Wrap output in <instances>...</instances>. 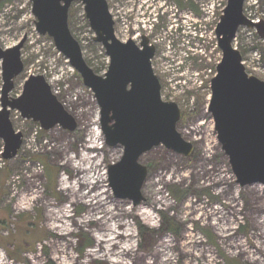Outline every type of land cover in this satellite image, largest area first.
I'll list each match as a JSON object with an SVG mask.
<instances>
[{"label": "rangeland", "instance_id": "rangeland-1", "mask_svg": "<svg viewBox=\"0 0 264 264\" xmlns=\"http://www.w3.org/2000/svg\"><path fill=\"white\" fill-rule=\"evenodd\" d=\"M226 1L107 0L118 40L139 45L146 36L155 47L161 97L178 106L177 130L193 145L188 157L163 146L141 156L144 200L134 206L108 187V166L123 150L104 144L92 92L35 31L30 0H0V47L25 38L24 71L9 96L21 95L29 75H41L77 122L73 132H45L11 112L24 140L0 167V264H264V185L235 182L207 112L221 59L214 30ZM205 9L213 11L208 20ZM244 15L264 20V0H245ZM68 26L86 64L103 76L109 59L78 2ZM234 47L246 73L264 81V45L255 32L239 28ZM1 89L0 66V98Z\"/></svg>", "mask_w": 264, "mask_h": 264}, {"label": "water", "instance_id": "water-1", "mask_svg": "<svg viewBox=\"0 0 264 264\" xmlns=\"http://www.w3.org/2000/svg\"><path fill=\"white\" fill-rule=\"evenodd\" d=\"M35 31L48 36L54 48L80 76L99 108V124L104 144L122 148L119 161L108 166L107 181L115 198L139 205L147 169L140 158L163 146L188 157L193 145L178 133L181 113L173 102L161 99V86L151 61L155 47L146 36L140 44L120 41L107 0H30ZM82 5L93 41L101 44L109 65L99 76L86 64L79 43L68 26L71 5ZM245 0H227L214 33L221 59L210 81L208 112L214 122L217 141L241 187L264 185V81L246 73L239 50L234 47L239 28L254 31L264 45V21L253 22L244 15ZM25 38L10 48L0 47L2 89L0 98V140L2 158L10 161L21 149L23 135L10 121L12 111L48 132L58 126L67 132L77 128L70 115L51 92L41 75H29L22 93L9 96L15 79L24 71L21 50Z\"/></svg>", "mask_w": 264, "mask_h": 264}, {"label": "built area", "instance_id": "built-area-1", "mask_svg": "<svg viewBox=\"0 0 264 264\" xmlns=\"http://www.w3.org/2000/svg\"><path fill=\"white\" fill-rule=\"evenodd\" d=\"M224 9V8H223ZM203 10V9H202ZM205 11V15H207L206 16V18H205V20H208V19H210L212 16H213V11L211 12V11H208L207 13H206V9L204 10ZM208 13L210 14V15H208ZM155 16H157V14H155ZM251 20V19H250ZM253 22H259V21H264V20H256V21H254V20H252ZM175 25V24H174ZM173 24H172V26H174ZM250 31V30H249ZM63 106V105H62ZM64 107V106H63ZM17 113V112H16ZM21 118V117H20ZM22 119V118H21ZM22 120H25V119H22ZM37 127V129L39 130V131H41L42 129L39 127V125L38 126H36ZM16 132H20V131H17V130H15ZM35 134H37L36 133V131H35ZM23 135V134H22ZM24 140V139H23ZM1 141V140H0ZM2 142V141H1ZM2 145V144H1ZM22 145H23V143H22ZM1 150H2V152H1ZM20 151V150H19ZM2 153H3V147H2V149H0V154H1V163H0V167L6 162L3 158H2Z\"/></svg>", "mask_w": 264, "mask_h": 264}, {"label": "flooded vegetation", "instance_id": "flooded-vegetation-1", "mask_svg": "<svg viewBox=\"0 0 264 264\" xmlns=\"http://www.w3.org/2000/svg\"><path fill=\"white\" fill-rule=\"evenodd\" d=\"M156 14H158V12L156 13ZM173 15H175V14H173ZM180 15V14H179ZM201 16V15H200ZM216 27V26H215ZM140 41H141V39H140ZM140 44V43H139ZM60 54V53H59ZM155 55V54H154ZM71 67V66H70ZM72 68V67H71ZM155 74V73H154ZM215 74H216V69H215ZM156 75V74H155ZM215 76V75H214ZM213 76V77H214ZM212 77V78H213ZM158 78V77H157ZM211 78V79H212ZM159 80V79H158ZM211 81V80H210ZM159 83H160V81H159ZM160 86H161V84H160ZM209 89H210V84H209ZM211 93V92H210ZM94 97V96H93ZM95 99V98H94ZM161 99H162V97H161ZM163 100V99H162ZM210 100V99H209ZM164 101V100H163ZM95 102H96V100H95ZM166 102H168V101H166ZM174 103V102H173ZM208 104H209V102H208ZM97 105V104H96ZM98 107V106H97ZM178 107V106H177ZM179 109V108H178ZM180 110V109H179ZM207 112H208V108H207ZM181 113V112H180ZM209 113V112H208ZM210 114V113H209ZM210 116H211V114H210ZM181 118V117H180ZM212 118V117H211ZM99 119H100V116H99V108H98V121H99ZM213 120V119H212ZM180 121V120H179ZM178 124V123H177ZM213 124H214V122H213ZM99 126H100V124H99ZM56 127H58V126H56ZM55 128V127H54ZM176 129H177V125H176ZM52 130V129H51ZM101 131V130H100ZM178 131V130H177ZM179 133V132H178ZM102 134V133H101ZM180 134V133H179ZM181 135V134H180ZM182 136V135H181ZM183 138V137H182ZM184 139V138H183ZM185 140V139H184Z\"/></svg>", "mask_w": 264, "mask_h": 264}, {"label": "trees", "instance_id": "trees-1", "mask_svg": "<svg viewBox=\"0 0 264 264\" xmlns=\"http://www.w3.org/2000/svg\"><path fill=\"white\" fill-rule=\"evenodd\" d=\"M7 1H9V0H7ZM19 153H20V152H18V154H19ZM6 162H7V161H6ZM6 162H5V163H6ZM49 178H50V177H49ZM165 224H167V225L169 226V225H171L172 223H171L169 220H166V223H165ZM169 227H170L169 229L172 230V229H171L172 226H169ZM139 228H142V227H139ZM48 264H53V263H52V262H48Z\"/></svg>", "mask_w": 264, "mask_h": 264}, {"label": "bare ground", "instance_id": "bare-ground-1", "mask_svg": "<svg viewBox=\"0 0 264 264\" xmlns=\"http://www.w3.org/2000/svg\"><path fill=\"white\" fill-rule=\"evenodd\" d=\"M209 114V113H208ZM91 180V179H90Z\"/></svg>", "mask_w": 264, "mask_h": 264}]
</instances>
